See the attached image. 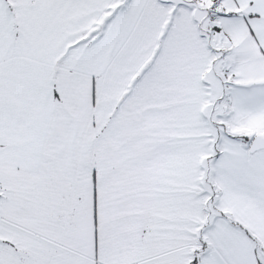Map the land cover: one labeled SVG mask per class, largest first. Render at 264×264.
Listing matches in <instances>:
<instances>
[{"label":"snow or ice","instance_id":"1","mask_svg":"<svg viewBox=\"0 0 264 264\" xmlns=\"http://www.w3.org/2000/svg\"><path fill=\"white\" fill-rule=\"evenodd\" d=\"M0 264H264V0H0Z\"/></svg>","mask_w":264,"mask_h":264}]
</instances>
